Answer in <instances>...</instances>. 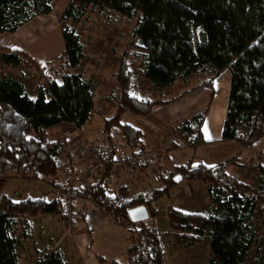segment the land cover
<instances>
[{
    "label": "trees",
    "instance_id": "obj_1",
    "mask_svg": "<svg viewBox=\"0 0 264 264\" xmlns=\"http://www.w3.org/2000/svg\"><path fill=\"white\" fill-rule=\"evenodd\" d=\"M51 2L0 0V34L14 33L35 17L50 13ZM85 9L106 11L120 19H135L129 44L121 53L115 74L119 93L114 99H118V105L114 114L102 120L101 134L106 142H111L110 132L115 128L126 148H143V133L122 123V114L128 111L146 116L155 107L182 95L151 100L130 94L128 61L134 58L142 76L161 89L179 79L204 73L210 74V78L195 89L212 88V79L227 71L230 82L220 139L204 137L205 110L175 125L180 141L172 143L169 149L186 148L195 152L201 147L229 142L239 146L234 156L210 166L194 164L193 154L168 174L158 175L159 188L141 187L132 193L129 191L132 181L112 190L111 156L106 158L103 154L106 163L86 194L103 214H113L119 226L126 230L124 261L111 259L109 264H165L154 225L134 223L128 218V210L139 206H144L151 218H167L173 244L192 247L207 237L211 254L207 264H243L252 248H255L252 264H264V165L262 162L256 165L259 189L227 172L229 166L238 163L242 151L250 150L264 137V0H69L59 17L63 51L56 58H62L66 69L76 68L84 56L80 37L67 22L79 21L82 12L78 10ZM0 60L5 66L22 64L35 68L41 77L29 98L20 81L0 74V177L11 170L16 174L14 178L41 180L50 186V194H59L69 183L68 176L62 180L55 177L65 142L62 138L49 140L47 131L60 123L79 129L98 114L93 101V82L72 72L44 82V67H38L18 49L0 47ZM64 156L63 169L67 172V154ZM176 175L181 177L178 182L173 178ZM183 179L206 186L207 197L214 206L212 213L189 214L170 206L156 212L160 198L168 197V192ZM72 192L75 200L79 188L72 187ZM57 204L58 201L20 195L13 201L10 196L0 194V264H18L16 248L23 245L27 233L22 234L23 238L15 234L16 219L59 214ZM256 214L259 230L254 222ZM60 216L67 219L64 212ZM82 218L84 213L79 216ZM96 258L100 262L104 259L98 255ZM32 264H67V261L60 250H52L35 258Z\"/></svg>",
    "mask_w": 264,
    "mask_h": 264
},
{
    "label": "rangeland",
    "instance_id": "obj_2",
    "mask_svg": "<svg viewBox=\"0 0 264 264\" xmlns=\"http://www.w3.org/2000/svg\"><path fill=\"white\" fill-rule=\"evenodd\" d=\"M68 3L69 0H52L51 12L46 15L35 17L34 20L29 23L27 22L24 28H29L30 31L38 36L34 45L29 48L34 62L39 65L38 67H44L43 69L45 71L50 68L54 69L57 72L56 79H59L65 72H72L80 73L83 77L89 78L93 82V101L98 114H94L89 122L79 129H76L73 125L70 126L68 123H60L56 127L48 129V139L53 141L62 138L65 142V137L73 133V144H77V142L86 139L89 143L94 145L103 140V138L105 139L101 134L103 127L102 120L114 114L118 105V99H114L119 93L115 81V74L118 69L121 53L129 44L131 31L135 26V19H120L106 11H89V9L82 11L78 10V12H82L80 20L75 22L69 20L67 24L73 26L77 31L80 41L83 44L84 56L76 68L66 69L62 66V58L58 60H56V58L61 56L63 51L59 17L62 15ZM7 35L8 34H0V38ZM128 62L131 84V88L129 89L130 94H134L142 99L148 98L151 100H169L182 94L176 100L165 104V106L173 104L193 93L196 95V91L204 88L195 89L196 86L205 82L211 76L208 73L191 75L184 80L179 79L175 81L167 88L161 89L153 87L151 83L142 76L141 72L138 70L136 59L129 58ZM2 73L15 78L24 73L21 79L26 86L28 94L33 92L35 85L40 82L39 80L41 79L39 72L36 71L35 68L22 64L16 67H8L3 65L0 60V74ZM228 74L227 72L224 76L222 75L219 78L220 84L227 86ZM208 89L211 91L209 94L210 98L207 99L206 108L203 109V111L208 110L211 104L210 101L212 102V98L215 97L214 89ZM219 94L220 97L226 100L227 95L225 90ZM109 98H113V100ZM171 112L172 111L169 112V115ZM130 113L131 112L126 111L122 114V123L129 124V120L127 122L126 118ZM142 120L145 121V119ZM184 120L186 119L182 121ZM112 131H114L113 135L111 134L112 140L110 143L107 141V144H114L115 146L126 148V146L123 145V137L120 132L115 128H112ZM163 131L166 133L164 140H178L179 133H177L175 127L165 126ZM167 137L169 139H167ZM155 138L156 137L152 136V142L149 143L148 146L145 143L143 148L161 156L160 158V156L158 157L155 155L157 158H160L158 161L160 165H158L156 170L158 171V169H161L163 174H168L169 171L167 170H172L169 162L172 158H175L179 164H182L194 154V164L201 163L210 166L234 156L239 150V146L235 142H229L226 145L222 143L221 145L216 144L201 147L196 149L195 152L179 151L174 153L168 160L164 150L167 143L165 146L164 144L155 145ZM161 147L163 150L159 149ZM66 150V143H64L61 155L59 156L61 160L59 161V168L55 174L58 180H62L63 178L67 179L68 173L63 169ZM259 162H262V165H264V137L256 145H253L250 150L242 151L238 163L229 166L227 172L251 188L259 189L261 182L258 170L256 169V165H258ZM111 169L113 168L111 167ZM156 170L152 167L150 171L149 167L144 172L137 173L136 175L124 173L122 178H118V180L111 179L110 186L112 190H115L118 186L132 181L129 186L130 193L135 192L141 187L157 189L160 186V182L156 180L157 178L154 176ZM15 175L13 171L9 170L4 175L5 177H0V194L10 196V199L13 201L18 199V195L23 198H44L48 201H51L54 195H56V193L50 194V186L41 180L19 178L17 176L14 178ZM167 206L189 214H208L212 213L214 208L207 197L206 186L186 179L177 183L168 192V197L162 196L160 198L156 204V212L161 213L165 211ZM74 209L75 219L71 222L67 219H62L60 212L59 214L53 215L38 214L35 217L22 216L17 218V231L15 234L23 238L22 234L25 232L27 233V238L23 245L16 248L18 264H32L35 258L52 250H60L67 264H109L111 259L123 262L124 248L126 246V230L120 227L119 224L110 226L109 222L106 220L108 215L103 214L101 208L96 211L95 205H93L90 200H78L76 208ZM79 212L88 213L90 216V223L88 222L89 218L79 219ZM91 219H93V221ZM86 222L89 223V225L91 224V228H88V225L86 226ZM144 222L145 224H153L157 230L159 242L165 255V264L208 263L211 254L207 237H205L202 242L186 248L172 243L171 231L165 216L151 218L148 214V219ZM254 222L257 224L256 229L259 230L258 214L255 215ZM92 232L93 234L99 233L96 237H93ZM70 240L72 241L71 243ZM91 243L93 244L90 252L95 254L89 256V261L88 258H84L83 252L88 250L87 248L91 246ZM97 255H101L104 259L100 262L96 258ZM254 258L255 248H252L249 250L243 264H252Z\"/></svg>",
    "mask_w": 264,
    "mask_h": 264
},
{
    "label": "crops",
    "instance_id": "obj_3",
    "mask_svg": "<svg viewBox=\"0 0 264 264\" xmlns=\"http://www.w3.org/2000/svg\"><path fill=\"white\" fill-rule=\"evenodd\" d=\"M26 25H27V23H25L21 27H19L14 33H10L7 36L0 38L1 39L0 47H4V48H8V49L21 50L24 53H26L34 61V58L31 55V51L29 48H30V46L34 45L38 36L35 35V33H33L32 31H30L29 28H24ZM3 42H4V44H3ZM37 66H39V65L37 64ZM8 67H11V66H8ZM226 73L227 72L221 73L218 77L214 78L212 81V88L214 89L215 97L212 96L214 98H212L213 99L212 102L210 101L211 104L208 107L207 115L205 117V120L203 123V128H202V132H203V135L205 138H206V135L211 136V139H207V140H218L221 137V131H222V126H223V121H224L225 111H226L227 97L225 96L226 97V100H225V98L220 97L219 93H221L223 90H225L226 95L228 96L230 76H229V74L227 75V78H228L227 79V86L220 84L219 78L222 75L224 76V74H226ZM22 74H24V73H22ZM22 74L19 75V77H17V78L12 77V76H10V77L15 79V80L20 81L24 85L25 90L27 92L26 86L22 82V79H21V78H23ZM165 88H167V87H165ZM210 92L211 91L208 88L204 87V88L196 91V95L193 93L191 95H188V96L182 98L181 100H179L173 104L166 105V106L165 105L158 106V107L154 108L151 111V113H149L146 116H136V115H133L130 113L127 115V118H126L127 122L129 120V124L128 123H125V124L130 125L136 129L140 130L143 133V143L144 144L146 143L147 146L149 143L152 142L151 141L152 136L156 137L155 142H154L155 145L156 144H159V145L164 144V146H165L167 143L166 147H164L165 148L164 150H165L166 155H167L166 158L169 160V158H171L174 155V153H176V152H179V151H182V152L187 151L188 152L190 150H187L185 148V149H181V150H177V151H171L169 148L172 146V143L180 141V133L178 134L179 135L178 140L171 139V140L167 141V140H164L166 133L163 131V128L165 126L175 127V125L180 123V121H182L183 119H187L190 116H192L193 114H196L198 112L203 111V109L206 108L207 99L210 98L209 97ZM27 95L29 98H32L33 92L31 94L27 93ZM198 99H200V100H198ZM169 110L172 111L170 115H169V112H170ZM146 117H148V118H146ZM149 117H151V118H149ZM142 119H145V121H143ZM88 122L89 121H87L85 123V125ZM171 122H173V123H171ZM69 125L71 126L72 124H69ZM205 129H207V133L205 132ZM110 133L113 135L114 131H112V129H111ZM72 134L73 133H70V135L65 137L66 145L73 142ZM167 139H169V138L167 137ZM221 144L222 143H219V145H221ZM226 144L227 143H225L224 145H226ZM159 149L163 150L162 147ZM169 162L171 165V169L176 167L177 166L176 164H179L175 158H172L171 161H169ZM167 171H171V170H167ZM45 215H48V214H45ZM91 220L93 221V219H91ZM88 222L90 223V218L88 219ZM89 223L86 222V226L88 225V228H91V224L89 225ZM98 233L99 232H97V234H93V232H92V234H93L92 236L96 237L98 235ZM71 242L72 241L70 240V243ZM92 244L93 243H91V246H89L87 248L88 250H86V252H83L84 258H88L89 261H90L89 256L91 254L92 255L95 254V253L90 252ZM101 247L103 249H105L103 246H101Z\"/></svg>",
    "mask_w": 264,
    "mask_h": 264
},
{
    "label": "built area",
    "instance_id": "obj_4",
    "mask_svg": "<svg viewBox=\"0 0 264 264\" xmlns=\"http://www.w3.org/2000/svg\"><path fill=\"white\" fill-rule=\"evenodd\" d=\"M56 73L51 68L46 70L44 73L46 79L43 81L46 82L50 79H56ZM107 146L109 147L105 149ZM66 147L69 183L63 186L64 191L56 194L52 200L59 202V205L57 204L58 210L60 213L64 212L66 214L69 222L75 219L74 208H76L78 200H90L95 205L96 211L100 208L92 198L87 196L86 190L98 179L103 165L106 163V158L111 156V167L113 169L110 171V176L114 180L122 178L124 173L136 175L137 173L144 172L149 167L150 171L152 167L156 170L158 165H160L158 163L161 158L159 154H154L151 151L145 150V148L128 149L115 146L114 144H107L104 138L94 145L85 139L77 142V144H73L72 142ZM155 155L160 156V158H157ZM162 174L163 171L158 169L154 176L157 177ZM72 187L79 188V192H77L78 198L75 200L73 198L75 194L72 192ZM82 213L79 212L78 218ZM84 217L90 218L88 213H84ZM106 220L110 226H116L118 224L113 214H108Z\"/></svg>",
    "mask_w": 264,
    "mask_h": 264
},
{
    "label": "water",
    "instance_id": "obj_5",
    "mask_svg": "<svg viewBox=\"0 0 264 264\" xmlns=\"http://www.w3.org/2000/svg\"><path fill=\"white\" fill-rule=\"evenodd\" d=\"M180 179L181 177L179 175L174 177L175 182H178ZM127 214L128 218L134 223L144 222L148 219V214L144 206L131 208L128 210Z\"/></svg>",
    "mask_w": 264,
    "mask_h": 264
},
{
    "label": "snow or ice",
    "instance_id": "obj_6",
    "mask_svg": "<svg viewBox=\"0 0 264 264\" xmlns=\"http://www.w3.org/2000/svg\"><path fill=\"white\" fill-rule=\"evenodd\" d=\"M205 132L207 133V129H205ZM206 139H211V136L206 135Z\"/></svg>",
    "mask_w": 264,
    "mask_h": 264
}]
</instances>
